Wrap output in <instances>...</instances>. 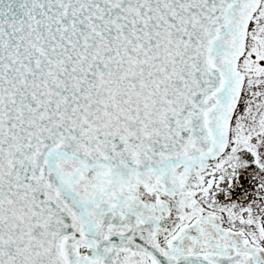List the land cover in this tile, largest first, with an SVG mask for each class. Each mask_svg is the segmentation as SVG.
<instances>
[{"label":"snow or ice","instance_id":"1","mask_svg":"<svg viewBox=\"0 0 264 264\" xmlns=\"http://www.w3.org/2000/svg\"><path fill=\"white\" fill-rule=\"evenodd\" d=\"M0 264H264V0H0Z\"/></svg>","mask_w":264,"mask_h":264}]
</instances>
